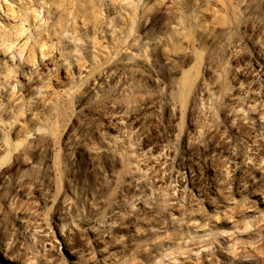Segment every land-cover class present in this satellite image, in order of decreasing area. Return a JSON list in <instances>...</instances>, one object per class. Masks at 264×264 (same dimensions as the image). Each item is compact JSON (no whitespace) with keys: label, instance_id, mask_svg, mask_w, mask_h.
I'll return each mask as SVG.
<instances>
[{"label":"clouds","instance_id":"9594fccd","mask_svg":"<svg viewBox=\"0 0 264 264\" xmlns=\"http://www.w3.org/2000/svg\"><path fill=\"white\" fill-rule=\"evenodd\" d=\"M0 257L264 264V0H0Z\"/></svg>","mask_w":264,"mask_h":264},{"label":"rangeland","instance_id":"374dc122","mask_svg":"<svg viewBox=\"0 0 264 264\" xmlns=\"http://www.w3.org/2000/svg\"><path fill=\"white\" fill-rule=\"evenodd\" d=\"M0 264H8L6 258L0 257Z\"/></svg>","mask_w":264,"mask_h":264}]
</instances>
